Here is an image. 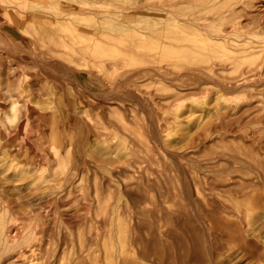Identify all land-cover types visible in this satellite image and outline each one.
I'll list each match as a JSON object with an SVG mask.
<instances>
[{"label":"rangeland","instance_id":"374dc122","mask_svg":"<svg viewBox=\"0 0 264 264\" xmlns=\"http://www.w3.org/2000/svg\"><path fill=\"white\" fill-rule=\"evenodd\" d=\"M0 264H152L145 0H0Z\"/></svg>","mask_w":264,"mask_h":264}]
</instances>
